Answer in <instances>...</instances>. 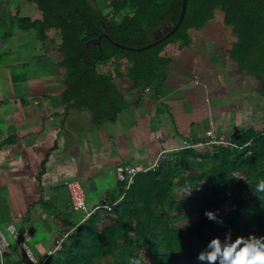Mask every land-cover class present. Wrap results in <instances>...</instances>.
<instances>
[{
	"label": "crops",
	"instance_id": "1",
	"mask_svg": "<svg viewBox=\"0 0 264 264\" xmlns=\"http://www.w3.org/2000/svg\"><path fill=\"white\" fill-rule=\"evenodd\" d=\"M98 5L113 11L109 0ZM42 20L35 0H0V226L16 224L34 256L15 243L0 264L44 262L69 231L67 223L83 222L86 210L113 198L118 202L117 165L143 169L161 152L206 140L208 131L237 136L264 118L262 82L231 58L228 49L238 36L221 9L203 27L189 29L187 44L164 46L169 64L158 87L135 84L123 67L118 74L114 59L101 63L99 70L114 77L127 102L116 120L102 123L64 101L62 38L52 28L41 33ZM70 181L85 188L86 210L74 209Z\"/></svg>",
	"mask_w": 264,
	"mask_h": 264
},
{
	"label": "trees",
	"instance_id": "2",
	"mask_svg": "<svg viewBox=\"0 0 264 264\" xmlns=\"http://www.w3.org/2000/svg\"><path fill=\"white\" fill-rule=\"evenodd\" d=\"M43 12L41 33L52 28L62 38L59 50L66 67L63 99L88 109L95 122L117 119L127 107L111 74L98 64L115 60L116 72L126 68L139 86L158 87L165 80L169 59L166 44L190 41L189 29L201 28L224 11L225 23L238 36L228 52L233 60L263 82L264 0H188L183 24L167 40L145 50L123 49L102 37L100 45L88 44L102 32L134 47L165 22L175 24L182 0H110L113 13H104L91 0H35ZM130 9L119 21L114 16ZM88 23H91L90 26ZM239 145L183 147L169 153L158 165L141 171L112 210L100 207L81 223H67L62 248L43 264H208L197 261L208 239L256 231L264 234V129L250 128L233 138ZM194 186L190 196L185 189ZM113 198V202L117 201ZM219 209L225 224L208 220L205 209ZM180 220H191L175 225Z\"/></svg>",
	"mask_w": 264,
	"mask_h": 264
},
{
	"label": "built area",
	"instance_id": "3",
	"mask_svg": "<svg viewBox=\"0 0 264 264\" xmlns=\"http://www.w3.org/2000/svg\"><path fill=\"white\" fill-rule=\"evenodd\" d=\"M110 2V0H109ZM206 140L204 141H198L196 143H190V144H185L184 147H196V146H201V145H230L232 147H237L239 146L235 140L233 139L234 137L232 135H229L228 133H217L215 131H208L206 135ZM168 155L165 154V152H161L156 159V161L143 169H140L136 167L135 165L132 164H119L116 167V176L119 182H121L124 185V189L127 190L129 187L132 185V183L135 180V176L141 172V171H148L150 169H153L158 165L160 160H163L167 158ZM67 186L70 189L71 192V200H72V205L75 210H86L87 209V203H86V193H85V188L79 181H70L67 183ZM124 193L121 195L120 200L123 198ZM117 202L111 203L107 202L102 205H99L95 207L92 210H86L87 213L84 217L83 220L89 217L91 213H93L95 210H97L100 207H104L108 210H112V208L115 206ZM68 232H65L63 236L59 239V241L56 242L54 245L53 249L49 251L48 256H51L52 254L56 253L62 248V242L64 238L67 236ZM14 243L18 244L20 248H22L27 255L31 257L32 260H34L33 253L31 249L29 248L28 244L26 243L25 240L22 238V233L19 227L14 224L10 223L7 225L6 229H3L0 226V258L3 260L4 255L6 252H8ZM45 262V261H44ZM44 262H41L39 264H43Z\"/></svg>",
	"mask_w": 264,
	"mask_h": 264
},
{
	"label": "clouds",
	"instance_id": "4",
	"mask_svg": "<svg viewBox=\"0 0 264 264\" xmlns=\"http://www.w3.org/2000/svg\"><path fill=\"white\" fill-rule=\"evenodd\" d=\"M194 186L185 189V195L192 194ZM256 190L264 191V179L258 181ZM219 209H205L204 215L210 221L225 224ZM197 261L208 264H264V234L250 231L247 234H236L229 228L224 235H214L205 244V250L198 252Z\"/></svg>",
	"mask_w": 264,
	"mask_h": 264
},
{
	"label": "water",
	"instance_id": "5",
	"mask_svg": "<svg viewBox=\"0 0 264 264\" xmlns=\"http://www.w3.org/2000/svg\"><path fill=\"white\" fill-rule=\"evenodd\" d=\"M187 8H188V0H182V10L179 16L178 21L173 24L171 22H165L163 24H161L154 32L153 36L149 37V43L146 45H143L141 47H134V46H129L126 44H122L119 43L117 41H115L107 32H102L101 34H99L97 37L93 38L92 41H88V44H90L91 42L94 43V45H100L101 44V39L102 37H106L107 39H109L112 43H114L115 45L123 48V49H129V50H145V49H149L153 46H156L160 43H162L163 41L167 40L168 38H170L172 35H174L179 28L181 27V25L184 22L185 16H186V12H187ZM90 26L92 25L91 23H88ZM263 85V82H262Z\"/></svg>",
	"mask_w": 264,
	"mask_h": 264
},
{
	"label": "rangeland",
	"instance_id": "6",
	"mask_svg": "<svg viewBox=\"0 0 264 264\" xmlns=\"http://www.w3.org/2000/svg\"><path fill=\"white\" fill-rule=\"evenodd\" d=\"M91 2L92 3H94L97 7H99L100 9H103V7L102 6H100V5H98V0H91ZM102 5V4H101ZM114 14V13H113ZM216 15H218V17H220V19H219V22L220 23H223V21H222V19H221V14H220V12H217L216 13ZM115 16H117V15H115ZM98 67L101 69V63H99L98 64ZM122 68V67H121ZM257 123V125H255V127H256V129H258V130H262V129H264V118H262V117H260V120H259V122H256ZM229 135H232V133L230 132V134ZM233 136V135H232ZM234 137V136H233ZM209 145L208 144H204V145H201V146H197V147H202V148H206V147H208ZM179 149V148H178ZM165 154H167V153H165ZM78 216H83V213H81V212H79V214H77ZM189 222H191V220H180V221H177V222H175V225H183V224H187V223H189ZM15 244V243H14Z\"/></svg>",
	"mask_w": 264,
	"mask_h": 264
},
{
	"label": "flooded vegetation",
	"instance_id": "7",
	"mask_svg": "<svg viewBox=\"0 0 264 264\" xmlns=\"http://www.w3.org/2000/svg\"><path fill=\"white\" fill-rule=\"evenodd\" d=\"M262 87H263V85H262Z\"/></svg>",
	"mask_w": 264,
	"mask_h": 264
}]
</instances>
